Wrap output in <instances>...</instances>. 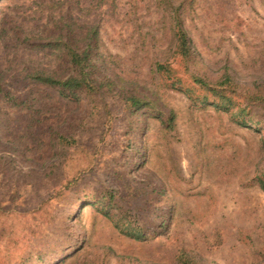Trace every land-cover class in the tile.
I'll return each mask as SVG.
<instances>
[{
	"label": "rangeland",
	"instance_id": "obj_1",
	"mask_svg": "<svg viewBox=\"0 0 264 264\" xmlns=\"http://www.w3.org/2000/svg\"><path fill=\"white\" fill-rule=\"evenodd\" d=\"M0 264H264V0H0Z\"/></svg>",
	"mask_w": 264,
	"mask_h": 264
},
{
	"label": "trees",
	"instance_id": "obj_2",
	"mask_svg": "<svg viewBox=\"0 0 264 264\" xmlns=\"http://www.w3.org/2000/svg\"><path fill=\"white\" fill-rule=\"evenodd\" d=\"M174 32L177 38V48L179 53L183 56V57H188L191 55L192 53V46H191V40L188 36L187 31L185 30L184 26H183V22L182 20L179 18V16H176L174 19ZM98 27L97 26H92L89 27L87 33L81 37L80 39L76 40V44L74 46H70L69 50H70V57L72 59V61L75 64H81L84 60H87V57L91 55L92 51H93V43L96 42L98 40ZM94 41V42H93ZM79 44H81L83 46L82 50H79ZM166 66H163L162 64L159 65V70L161 69H165ZM164 71H168V69H165ZM38 76H40V80H42L43 82L49 83V84H54V85H58L61 87V89H63L64 91H69L70 93H75L79 90L84 89L85 86H91L90 84V79L86 76L81 77V78H77V77H69L67 79H56L52 76H47V75H43V74H39ZM229 77L226 76V79L223 81L222 84L216 85V84H212L209 81H207L206 79L202 78V77H194V80L204 89H206V91H210L213 92L214 94L217 93L224 98V100L229 101V103L232 105H235V101L233 100L232 97L226 95V82L228 81ZM225 85V87L223 88V86ZM228 87V86H227ZM230 90L233 91L232 87H228ZM256 99L261 100L259 97H257ZM129 102L131 103L132 106L136 107V108H140V107H144L146 105H149L150 102L145 100L144 98H141L139 96H130L128 98ZM257 102V101H256ZM224 103H219L218 106H223ZM225 108H229V107H225ZM138 236L141 237H146L147 235L145 233H143L142 235L138 234Z\"/></svg>",
	"mask_w": 264,
	"mask_h": 264
}]
</instances>
